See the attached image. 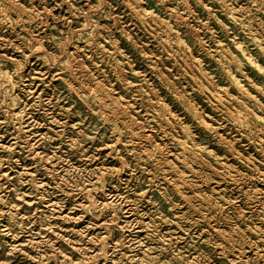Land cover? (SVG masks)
I'll use <instances>...</instances> for the list:
<instances>
[{
    "label": "rangeland",
    "instance_id": "1",
    "mask_svg": "<svg viewBox=\"0 0 264 264\" xmlns=\"http://www.w3.org/2000/svg\"><path fill=\"white\" fill-rule=\"evenodd\" d=\"M0 264H264V0H0Z\"/></svg>",
    "mask_w": 264,
    "mask_h": 264
},
{
    "label": "bare ground",
    "instance_id": "2",
    "mask_svg": "<svg viewBox=\"0 0 264 264\" xmlns=\"http://www.w3.org/2000/svg\"><path fill=\"white\" fill-rule=\"evenodd\" d=\"M165 114V113H164Z\"/></svg>",
    "mask_w": 264,
    "mask_h": 264
}]
</instances>
